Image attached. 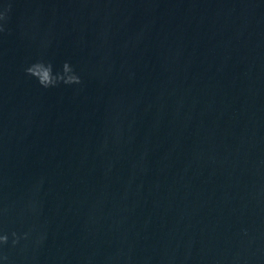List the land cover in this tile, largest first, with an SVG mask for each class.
Instances as JSON below:
<instances>
[{
	"label": "water",
	"instance_id": "1",
	"mask_svg": "<svg viewBox=\"0 0 264 264\" xmlns=\"http://www.w3.org/2000/svg\"><path fill=\"white\" fill-rule=\"evenodd\" d=\"M0 11V264H264V0Z\"/></svg>",
	"mask_w": 264,
	"mask_h": 264
},
{
	"label": "clouds",
	"instance_id": "2",
	"mask_svg": "<svg viewBox=\"0 0 264 264\" xmlns=\"http://www.w3.org/2000/svg\"><path fill=\"white\" fill-rule=\"evenodd\" d=\"M6 13L3 11H0V19H3L5 17ZM3 29V25L0 24V30ZM35 64H39L41 67L46 69L45 72V77L42 79H39V82L45 86V87H50V86H54L60 79L53 73L52 71V65L50 62H37ZM28 72L33 74V70L31 68V66L27 69ZM80 80L79 75H75L73 77H70V81L71 82H78ZM7 239V237H0V240H4Z\"/></svg>",
	"mask_w": 264,
	"mask_h": 264
}]
</instances>
